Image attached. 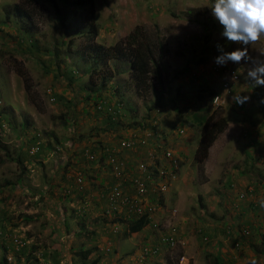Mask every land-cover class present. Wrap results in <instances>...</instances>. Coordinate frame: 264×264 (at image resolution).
<instances>
[{"label": "rangeland", "instance_id": "rangeland-1", "mask_svg": "<svg viewBox=\"0 0 264 264\" xmlns=\"http://www.w3.org/2000/svg\"><path fill=\"white\" fill-rule=\"evenodd\" d=\"M212 3L94 0L97 42L105 46L116 44L137 26L152 35L159 30L164 47L162 82L152 72L148 93L142 95L128 84L117 88L128 77V71L118 74L119 68L129 69L123 60L116 61L119 68L116 63L106 68L102 65V74L91 78L80 76L72 81L70 72L67 76L56 72L53 49L63 31L52 2L0 0V184L11 182L0 188V264H215L218 256L229 264H264V207L260 203L264 201V140L259 141L263 145L258 151L249 148L257 136L253 128H264V104L259 103L264 87L255 90L257 85L247 76L253 62L262 60L264 37L247 46L245 59L226 65L237 64L240 80L232 89H223L227 72L221 74L216 70L221 67L213 62L217 44L225 51L243 46L221 36L222 28L209 8ZM84 41L72 39L71 58L66 47L59 50L61 70L66 71L65 66L72 63L80 70L87 65L77 57L87 44ZM201 56L206 59L199 61ZM111 72L113 88L103 93L111 97L107 92L114 91L115 97L108 102L112 106L121 103L122 113L113 114L115 124L106 107L96 102L98 95L86 97V87H97L102 76ZM206 81L211 87L200 99L198 90ZM201 82L204 85H199ZM212 89L223 95L224 103L213 102L208 96ZM158 92L167 101L166 112L159 117L154 111V118H147L149 108L158 105ZM238 94L250 97L242 107L233 100ZM203 105L207 106L203 115L221 108L229 123L219 135L212 162L208 161L209 152L201 165L195 155L204 124L190 120L196 119L193 113ZM157 120V131L144 130L154 128ZM38 132L44 146L38 156L31 157L26 151L37 152L38 145L30 144ZM226 136L239 149L237 153L234 147L218 144ZM124 137L136 145L122 146ZM159 140L162 146L166 144L158 148L159 166L172 173L149 180L141 167L147 164L151 151L156 155ZM105 144L115 153L113 159L107 158L111 167L99 159L95 163L85 160L87 150L95 158L101 157ZM165 150L172 160L164 157ZM82 166L86 169L81 182L78 177L84 174L78 169ZM92 174L102 183H89ZM74 176L78 187L72 184ZM139 178L147 182L144 194L135 182ZM165 182L167 187L161 191ZM115 189L156 207L139 235L130 234L126 218L111 206L110 194ZM162 224L167 228L164 232L170 230L167 224L176 226L175 246L161 245L158 254L141 259L140 247L154 243L149 234L159 237ZM247 225L252 227L250 242L262 253L256 254L244 237L237 238L240 245L234 244L237 235L232 228ZM110 238L120 239L122 249L107 244ZM95 244L104 257L96 263L99 251ZM89 248L94 249L84 258L80 251Z\"/></svg>", "mask_w": 264, "mask_h": 264}, {"label": "trees", "instance_id": "trees-1", "mask_svg": "<svg viewBox=\"0 0 264 264\" xmlns=\"http://www.w3.org/2000/svg\"><path fill=\"white\" fill-rule=\"evenodd\" d=\"M52 2V6L53 9L56 13L55 17H56V21H58V25L60 26L61 30L63 31V36L62 39L59 40L56 43V48L53 49L54 52V57H55V63L53 64V66H56L54 70H56V72L61 73L63 75L66 74L69 75V72L71 73V77H72V81L73 80H79L80 76L81 77H87V78H91L92 75H94L95 73L99 72V69L102 65H105V68L107 66H113V63H116V61L118 60H123L129 63V69L128 70H124L119 68V72L118 74H125L126 71H128V77L127 79H125L123 81L122 84H119L117 86L118 87H122V85L128 84V87L135 89L137 92L141 93L142 95H146V93H148V89H146V85L147 83L150 81L151 79V73L155 72L158 81L162 82V59H163V42L160 40V36H159V30L156 29V35H152V34H148V33H143L142 32V27L137 26L132 32H130L126 37H124L122 40H120L119 42H117L114 45H110V46H105L102 43L97 42V38L99 36V30H98V25L95 21V19L93 18V11H94V0H60V2L63 3L64 8H62V5L59 4L58 0H50ZM19 8V7H18ZM17 8V9H18ZM21 10V8H20ZM80 37L81 39L85 40L84 42H86L87 44L84 47V50L80 51V55L79 56L77 54V57H82L86 62L87 65L83 66L81 70H83L81 72L80 67L79 66H74V64L72 63L71 65H66L65 68H67V70H61L62 69V61L60 59V53L59 50L62 47H66V51L68 52L67 57H70L69 54L72 51L71 48V43H72V39L78 38ZM206 57V56H205ZM204 56H201L199 61H204L206 58ZM71 58V57H70ZM71 66L74 67V69L71 68ZM217 71H220L221 74L225 73L228 70V66L225 67H221V68H217ZM81 72V73H80ZM99 74L101 75L102 73L99 72ZM83 75V76H82ZM59 76V75H58ZM113 77V73H109L106 75H103V81L97 85V87H95L93 84H89L86 88L87 92H86V97L92 96L94 95H98L99 96V100L96 99V102L101 104V106H105L106 109V113L110 114L109 115V120H111L112 124H115V120L114 119V113L116 112L118 114V112H120L122 110V106L121 103L119 102L117 105H111V101L108 99L111 97H115L114 96V91H112V93L110 91H108L107 93L111 95V97L107 96V94H104L103 91H107L106 89L110 86L111 83H109L111 80V78ZM225 80V79H224ZM205 81V80H204ZM208 82L206 81V85L203 88H198V95L197 97H199L200 99H204V93L206 91H208V88L211 87L210 84H207ZM224 83V81H223ZM162 84V83H161ZM199 85H204L203 82L199 83ZM83 87V86H82ZM115 89H117L114 86ZM81 89V87H80ZM114 89V90H115ZM84 91V89H81ZM255 90H260L259 86H255ZM92 92V93H91ZM217 94V91L213 90L211 92H208V96L212 97V100L214 99V96ZM163 93L158 92V105L155 106V104H153L148 111V115L147 118H154V111H156L157 115L159 113V117H161L163 111L166 112V102L164 100V97L162 96ZM207 95V94H206ZM243 95V94H241ZM110 103H109V102ZM1 103V100H0ZM172 103H175L174 101H172ZM238 105V104H237ZM243 105H239V106H244ZM114 108L113 111L109 112V108L112 110V108ZM115 111V112H114ZM207 111V106L203 105V107L200 108V111L198 110V112H194V117H196V119H191L190 122H192V120H197V122L199 123H203L204 126L202 128L201 131V140L199 143V146L197 148L196 151V155H195V159L196 162L199 164H203L204 161L206 160V158L209 155L210 149L212 147V145L214 144V142L216 141V139L218 138V136L224 132V130L226 129L228 123H229V117L227 115H224L222 113V109L220 108H216L213 110V112H210L209 114L203 115L204 112ZM122 113V111L120 112V114ZM1 114V112H0ZM119 115V114H118ZM156 117V116H155ZM189 120V119H188ZM160 120L156 121V125L154 126V128H144V130L146 129H151L152 131H157L158 125H159ZM26 125V123H25ZM38 135H35L32 138V143L30 144V146L32 145H38L37 148V152L34 154H31L29 151H26L31 157L34 156H38L37 154L41 153V150L43 148V138H42V133L38 132ZM165 134V131L162 132V136ZM165 138V136H163ZM127 137L122 138L121 140H126ZM129 139V138H128ZM165 143H163L162 146V142H160L159 140V144H157V147H155L158 151V148H160V146H162L161 148L165 147ZM110 146L108 144L103 145V151H102V156L97 157V158H90L89 156H87L85 154V156L88 159H85V156L83 154V158L87 161V162H92L95 163L97 162L99 159L100 161H102L101 163L106 165L107 167L110 166L111 164H109L108 159L111 157H113L112 155L115 154L110 148ZM89 151V150H88ZM166 151V150H165ZM91 152V151H90ZM107 155V156H106ZM109 155V157H108ZM108 158V159H107ZM111 159V158H110ZM145 159V157H144ZM18 161L20 162L21 160L18 159ZM101 164V167H102ZM111 167V166H110ZM86 169V168H85ZM85 169L84 166L80 167L78 169L81 170L82 174H84L83 176H79L78 180L81 179V182L83 180V178L85 177ZM93 171H95V167L93 166ZM21 173H24L23 171H21ZM21 175L19 176V180L21 179ZM5 180V179H4ZM3 181V180H2ZM72 184L73 186H77V182H76V176H74L72 178ZM91 181H99L98 180V176H94L93 174L90 176L89 178V183H91ZM101 184L102 180L99 181ZM11 183V182H10ZM9 181L7 182V184L1 183L0 184V188L1 187H5L10 185ZM78 183H80L78 181ZM82 187V185H81ZM68 196V195H67ZM82 197V196H80ZM7 209V208H6ZM256 209V208H254ZM8 210L4 211V214H7ZM1 218V217H0ZM121 221H123V219H120ZM126 221L128 222V231L130 233H134V232H140L142 231L145 226H147L150 223V219L148 218L147 215H143L139 218H132V219H126ZM232 228V227H231ZM229 229V227H228ZM234 229V232L236 233V239H235V243H238V245H240V241H237V238L239 237V239L241 240V238H246L247 239V243L249 245V247H251L252 250L255 251L256 254L258 253H262L263 250H261L257 244H252L249 239V237L251 235L246 236L242 233L243 228H239V227H234L232 228ZM252 229V227H251ZM227 231V229H226ZM227 232H232V230H228ZM94 248L96 249V251L98 252L100 249L98 248V246L95 244ZM94 248H89V249H85V250H81L80 253L81 255H83L84 258H87L93 251ZM115 251V250H114ZM103 253H101L99 251V257L94 260V263H96V261H102L103 260ZM225 257H220L219 256L216 258V262L215 264H223L225 261L222 259ZM6 261V260H5ZM60 259L57 261L59 262Z\"/></svg>", "mask_w": 264, "mask_h": 264}, {"label": "clouds", "instance_id": "clouds-1", "mask_svg": "<svg viewBox=\"0 0 264 264\" xmlns=\"http://www.w3.org/2000/svg\"><path fill=\"white\" fill-rule=\"evenodd\" d=\"M209 8L212 16L222 28L221 36L226 41L236 42L243 46L225 51L222 45L217 44L218 54L213 57V62L217 67H224L229 62L239 63L247 56V46L264 37V0H213ZM247 76L255 85L264 87V60L254 61ZM233 100L235 104L243 105L250 100V97L235 95ZM259 103L264 104V98H261ZM260 203L261 207H264V201ZM249 227L251 229V226ZM243 234L248 236V234Z\"/></svg>", "mask_w": 264, "mask_h": 264}, {"label": "built area", "instance_id": "built-area-1", "mask_svg": "<svg viewBox=\"0 0 264 264\" xmlns=\"http://www.w3.org/2000/svg\"><path fill=\"white\" fill-rule=\"evenodd\" d=\"M228 74V77L224 80L223 87L224 89L230 90L232 89V86L234 83L238 82L240 80V74H239V69L236 67V65H229L228 70L226 71ZM240 95V94H238ZM213 102L215 104H222L225 102V98L223 97L222 94L217 93L214 96ZM121 145L124 147H132L135 144V141L129 139L123 140L121 142ZM157 149L155 148V154H152V151L149 153L147 156V164L143 163L142 169L147 171V179L151 180L154 176L160 175V176H165L166 174H170L168 169H166L161 165V160L157 156ZM86 155L89 156L90 158H95V156L87 150ZM163 155L166 159L172 160L173 158L170 156L171 153L169 151H164ZM111 159L113 157L110 156ZM109 158V159H110ZM81 180V179H80ZM138 190L141 194L146 193L147 191V182L145 180H139L135 181ZM167 187L166 182L161 184V191H164ZM110 204L111 206H114L116 209V214L120 215L122 214L125 218L127 219H132V218H139L143 215H147L148 218L151 221V214L152 212L156 209L155 206L152 205H146L144 204L141 200H137L136 198H133L132 196H129L128 194L124 196L119 189H115L114 191L111 192L110 194ZM176 213V210H174V214ZM168 229H170L168 232H164L166 226L162 224V232H160L159 237L154 236L153 234H149L151 241L156 240L157 242L160 241V245H156L157 242H154L152 244H145L143 247H140L141 250V259H147L150 258L153 255H156L160 252L161 250V245L167 246L168 247H174L176 240H175V234H176V226L172 224H167ZM167 229V228H166ZM243 233L245 234H250V227L245 226L243 228ZM185 255H183L182 259H185ZM223 264H228L224 262Z\"/></svg>", "mask_w": 264, "mask_h": 264}, {"label": "crops", "instance_id": "crops-1", "mask_svg": "<svg viewBox=\"0 0 264 264\" xmlns=\"http://www.w3.org/2000/svg\"><path fill=\"white\" fill-rule=\"evenodd\" d=\"M262 60H264V52H263V57H262ZM254 129V131H253V133L254 134H256L257 136H256V138H255V140L253 141V142H250V146H249V148H254L255 150H257L258 151V149L263 145L262 143H259V141H261V140H264V128H253ZM224 134V133H223ZM222 134V135H223ZM220 137L221 136H219V138L215 141V143L213 144V146L211 147V149H210V155H209V158H208V161H209V163L210 162H212V158H211V154L214 152V148L216 147V143L220 140ZM230 137H228V136H226L223 140H222V143L220 144V143H218L220 146H224V147H226V148H228V146L229 147H234L235 149H236V147H235V143L233 142V141H230V139H229ZM250 141V140H249ZM217 150V149H216ZM239 151V149H236L235 150V153H237ZM256 151V152H257ZM219 153H222V152H218V154ZM217 154V153H216ZM257 154L258 155H260V153L259 152H257ZM248 155V154H247ZM256 155V154H255ZM249 156V155H248ZM250 157V156H249ZM142 231H140V232H134V233H130V234H133V235H139L140 233H141ZM128 235V234H127ZM129 239H133V237H131V238H129ZM106 242V241H105ZM119 242H120V244H119ZM151 242H157L156 240H152ZM107 244H113L114 243V245L115 246H118V245H120L119 247L122 249V245H123V242H121L120 241V239H119V241H117V239L116 238H110V240L109 241H107L106 242ZM104 245V244H103ZM117 253H118V251H117Z\"/></svg>", "mask_w": 264, "mask_h": 264}]
</instances>
